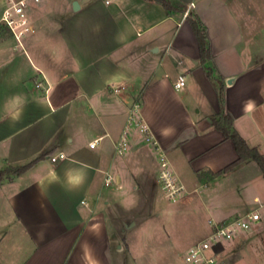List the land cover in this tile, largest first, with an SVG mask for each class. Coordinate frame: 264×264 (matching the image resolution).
I'll list each match as a JSON object with an SVG mask.
<instances>
[{"label": "crops", "instance_id": "crops-1", "mask_svg": "<svg viewBox=\"0 0 264 264\" xmlns=\"http://www.w3.org/2000/svg\"><path fill=\"white\" fill-rule=\"evenodd\" d=\"M46 1L20 43L0 26L9 34L0 38V170L37 159L0 183V264L140 262L142 217L125 215L160 191L158 154L184 188L172 205L209 211L196 233L264 204L256 162L217 174L238 155L211 124L218 94L204 70L219 79L235 131L264 158V0H172V10L156 0H66L54 29L35 18ZM188 16L205 29L203 65ZM179 75L185 85L176 90ZM133 105L151 139L139 170L115 153L121 136L130 148L142 137L128 126ZM212 194L233 199L211 205Z\"/></svg>", "mask_w": 264, "mask_h": 264}, {"label": "rangeland", "instance_id": "rangeland-1", "mask_svg": "<svg viewBox=\"0 0 264 264\" xmlns=\"http://www.w3.org/2000/svg\"><path fill=\"white\" fill-rule=\"evenodd\" d=\"M67 6L66 0H47L43 11L35 15L36 21L50 29L57 28L61 14ZM0 38H9V34L5 32ZM143 142V137L134 136L136 147L130 148L128 143L125 153L132 167H136L137 170L140 167V158L146 159L144 149H142ZM210 192L214 193V190ZM180 197L172 203L160 189L155 199H148L151 202L145 204L146 210L142 211L141 216L142 244L140 246L142 247V259H139L140 262H136L132 258H127V264H184L183 257L187 250L207 237L213 223H219L212 222L207 230L196 233L195 225L198 222L206 221L209 217V211L202 204L199 205L198 202H195V205L189 203L181 207H174L172 204L177 203ZM232 199V195L226 198L220 194H212L207 197L206 203L211 205L218 203V206H223L226 205V202L231 203ZM135 212H128L125 217H130L132 220ZM141 217L139 215L135 219ZM131 230L130 235L137 232V227L134 229L132 227ZM122 248L126 251L127 245L124 244ZM217 253L225 264H264V224L247 232H242L229 241L220 243Z\"/></svg>", "mask_w": 264, "mask_h": 264}, {"label": "built area", "instance_id": "built-area-1", "mask_svg": "<svg viewBox=\"0 0 264 264\" xmlns=\"http://www.w3.org/2000/svg\"><path fill=\"white\" fill-rule=\"evenodd\" d=\"M42 0H6L3 10L0 12V26L5 27L16 42L20 43L26 36L35 32L32 24L31 14L34 8L40 5ZM192 5V4H191ZM185 78L179 75L174 83L176 90L184 88ZM137 105H133L129 117L128 126H132L143 137L147 143L151 139L147 135L145 126L137 116ZM129 127L126 129L128 130ZM97 140L88 144L89 149H94ZM127 151V137L125 135L115 144V153L118 156L125 155ZM64 155L59 153L49 156L52 163L63 159ZM158 171L157 179L160 189L165 197L174 203L183 193L182 184L173 176L168 168V162L163 154L157 155ZM109 184L106 178L105 185ZM264 224V204L259 203L257 208L236 218L213 223L207 237L192 245L183 257L184 264H225L217 253L218 245L229 241L242 232H247Z\"/></svg>", "mask_w": 264, "mask_h": 264}, {"label": "trees", "instance_id": "trees-1", "mask_svg": "<svg viewBox=\"0 0 264 264\" xmlns=\"http://www.w3.org/2000/svg\"><path fill=\"white\" fill-rule=\"evenodd\" d=\"M158 1L166 10H172L177 7V5L172 0H156ZM189 26L191 27L199 48L200 54V62L203 65L205 63L206 57V33L205 29L203 28L202 24L199 21L191 19L189 16L186 18ZM6 31L0 28V36L3 35ZM206 76L208 79L216 86L217 94H218V103H219V112L218 114L212 116L210 118L212 126L220 131L224 138L227 140H231L234 144L236 153L238 155V160L231 164L230 166L226 167L222 171L218 172L217 174H223L227 171L231 170L235 165L242 161L251 160L258 164L262 171V175L264 177V158L257 152L256 148H249L245 141L239 136V134L235 131L232 125V119L226 115L223 111V104H222V85L218 78H214L212 76L210 68L204 67ZM39 159V158H38ZM36 160L29 162L23 166L19 167H11L8 166L3 170H0V183L4 180H10L12 176H17L24 173L30 167H32ZM152 193H154V188L152 189ZM154 198V194H142V205L141 209L136 210L137 215H142V211L146 210V205L149 201L148 199ZM148 200V201H147ZM141 217V216H140Z\"/></svg>", "mask_w": 264, "mask_h": 264}, {"label": "clouds", "instance_id": "clouds-1", "mask_svg": "<svg viewBox=\"0 0 264 264\" xmlns=\"http://www.w3.org/2000/svg\"><path fill=\"white\" fill-rule=\"evenodd\" d=\"M21 112L18 110L16 112H14L11 116L12 119H18L20 116Z\"/></svg>", "mask_w": 264, "mask_h": 264}, {"label": "water", "instance_id": "water-1", "mask_svg": "<svg viewBox=\"0 0 264 264\" xmlns=\"http://www.w3.org/2000/svg\"><path fill=\"white\" fill-rule=\"evenodd\" d=\"M72 8H73L74 10H77V9H78V5H77L76 2H74V3L72 4Z\"/></svg>", "mask_w": 264, "mask_h": 264}]
</instances>
